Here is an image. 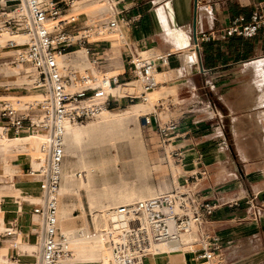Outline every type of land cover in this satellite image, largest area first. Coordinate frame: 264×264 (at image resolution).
<instances>
[{"label": "built area", "instance_id": "built-area-1", "mask_svg": "<svg viewBox=\"0 0 264 264\" xmlns=\"http://www.w3.org/2000/svg\"><path fill=\"white\" fill-rule=\"evenodd\" d=\"M7 1L0 0L4 29L27 37L22 44L6 41L5 47L13 53L11 65L27 71L22 90H37L41 98L7 99L4 94L11 88L0 85V128L10 136L39 130L48 137L44 164L34 171L29 166L26 171L27 176L36 179L40 190L39 202L31 208L35 218L32 236L39 246V257L33 264H87L69 261L72 253L68 241L57 228V193L64 159L62 124H82L109 110L113 100L108 90L126 81L137 80L141 92L138 97L120 99L145 101L146 94L158 87L152 77L153 70L166 66L170 55L144 58L125 39L121 28L133 21L119 11L122 0H11L8 4ZM258 31L264 33V14L254 12L247 22L238 17L219 31L196 36L191 48L199 50V44L211 38H251ZM113 43L122 55V71L109 76L108 52ZM78 50L85 51L87 56V66L83 69L70 63ZM59 57H64L61 65ZM141 119L143 125L155 128L162 143L170 142L175 122L161 124L154 112ZM192 180L154 198L105 209L104 246L110 253L105 264H144L146 258L153 256L151 251L156 244H175L182 234L194 230L198 248L185 253L197 255L195 259L204 264H228L222 256L221 239L212 226V216L219 205L205 198L195 186L197 179L192 177ZM246 204L251 209L252 220L258 222L263 206L251 200ZM228 205L236 206L237 202ZM7 229L0 238H21L16 225L10 223Z\"/></svg>", "mask_w": 264, "mask_h": 264}, {"label": "crops", "instance_id": "crops-1", "mask_svg": "<svg viewBox=\"0 0 264 264\" xmlns=\"http://www.w3.org/2000/svg\"><path fill=\"white\" fill-rule=\"evenodd\" d=\"M118 9L133 21L121 28L128 42L148 56L170 55L166 66L157 68L163 74L155 73L164 89L178 90L175 95L164 91L153 110L158 117L165 113L167 122L176 123L167 146H171L176 167L182 170L177 184L192 182L195 177L202 195L218 203L212 226L228 264H264V33L258 31L251 38H211L201 42L199 50H192L193 0H122ZM254 12L264 14V0H197L196 36L219 31L238 17L247 22ZM111 49L107 72L122 68L120 49L116 62L110 59ZM247 82L251 90L248 96L243 94ZM231 84L232 101L227 92ZM202 89L212 92L225 112L209 101L205 102V114L195 110ZM28 132L34 131L21 135ZM3 153L0 148V155ZM24 154L9 159L16 171L11 176L4 175L0 159V207L7 212L5 231L0 234L10 223L21 234L19 239L0 238V248H9L2 257L10 264H33L37 254L31 208L40 192L31 195L37 189L35 178L23 174L22 180L19 176L23 164L30 166ZM249 200L263 206L258 222L251 218L246 204ZM232 202L237 205L230 207ZM188 251L154 254L144 264H198L195 255L185 253Z\"/></svg>", "mask_w": 264, "mask_h": 264}, {"label": "bare ground", "instance_id": "bare-ground-1", "mask_svg": "<svg viewBox=\"0 0 264 264\" xmlns=\"http://www.w3.org/2000/svg\"><path fill=\"white\" fill-rule=\"evenodd\" d=\"M6 3H11V0H8ZM4 26V22L2 21V24L0 22V44L8 40H14L19 44L26 42L27 37L24 34H11L4 29ZM78 52L75 53L76 55L70 61L75 67L80 66L81 59L86 55L85 51ZM140 52L144 58H155L151 55L148 56V52ZM63 63L64 57H59L58 64L61 65ZM81 69L83 68L81 67ZM155 70L163 74L162 71ZM155 70H153L152 77L154 82L158 84V87L146 94L145 101H141L148 102L150 107L152 99L150 100L149 97L157 96L164 90L162 79L155 73ZM5 71L12 76H15V72H18L13 67L11 69L6 68ZM121 71L122 68L117 71L107 72V74L109 76L115 75ZM140 88V83L137 80H132L111 87L107 93L109 96L117 99L125 96L138 97ZM40 98L41 93H36L30 95L28 99L22 100L33 101ZM148 110V105L138 103L129 106L126 111L112 112L110 110H103L96 117L95 121L89 122L86 125L69 122L62 124L64 157H70L69 159L75 161L73 162L74 164H68L65 161L62 162L61 179L65 181L68 177L79 178V188L85 194L86 203L90 210V219L95 230L94 234H90L87 230L88 228L86 229V225L79 230L65 226L64 224L62 225L68 219L62 222L63 211L58 206L56 213L57 228L60 235L68 241L72 253L69 259L70 262L105 264L110 259V253L104 246L103 211L109 207H117L154 198L168 189L166 185L153 187L145 182L153 168L143 147L139 128L136 127L131 130L128 125L131 119H137L138 117L146 115L147 113L143 114V112L145 113ZM32 131L34 132H28L26 135L10 136L5 134L0 128V148L4 151L0 155V159L2 161V171L5 176H11L16 172L15 167L9 162L10 154L29 152V163L33 169H37L44 164L47 153V134L39 130ZM106 143H109L107 147L103 145ZM20 145L27 146L18 148L17 146ZM10 146L14 148L13 151L7 149ZM88 146H91L92 150L101 153L96 163H93L89 158L88 150L86 149ZM124 148L131 150L132 156L130 158L127 154L125 155L123 153L125 152ZM114 150L116 153L111 156V151ZM75 171L77 172L75 173ZM130 174L133 176L130 177ZM64 181L60 184L57 193L59 196L74 191ZM38 202L39 198L34 199L32 205ZM78 208L83 214L84 204L81 200L78 202ZM6 215L7 212L0 207V233L5 231ZM194 235H196L195 230L182 234L180 240L175 244H156L152 248L151 253L152 255L164 252L183 253L187 250L193 252L197 249L196 238L193 239ZM35 247L37 254L34 260L36 261L39 257V246L35 245ZM8 250L9 248H0V264L9 263L7 258L2 257L3 254H8Z\"/></svg>", "mask_w": 264, "mask_h": 264}, {"label": "rangeland", "instance_id": "rangeland-1", "mask_svg": "<svg viewBox=\"0 0 264 264\" xmlns=\"http://www.w3.org/2000/svg\"><path fill=\"white\" fill-rule=\"evenodd\" d=\"M5 44H6V42L0 44V85H8V86H10L9 88H11V89L6 94H4L5 95L4 98L13 99V98L18 97L19 99L22 100V99H28L30 97V95H32V94L40 93L37 90H30L27 92L22 90L21 84L23 82L27 81V75H26L27 71H24V69L19 68L18 66L11 65L13 53L11 52L10 49H7L5 47ZM111 48H112L111 50H112L113 55L110 56V59L114 60L113 62H116L119 60V48L117 47V44H115V43L112 44ZM78 51L83 52V50H78ZM164 54L165 53H162L159 55H164ZM74 55H76V54H74ZM81 60L82 61L80 63V66L82 68H85L87 66L86 55ZM80 66L77 68L81 69ZM12 67L18 71V72H15V76H12L11 74H7V72L5 71L6 68L11 69ZM106 71H108V70H106ZM249 85H250V82H247L245 87H243V94L244 95H247V96L250 95L251 90H250ZM177 90H178V88H176V87L171 88V89H164L157 96H153V97L150 96L149 99L150 100L152 99L150 102V103H152L151 107H150V104L148 102H141L140 99H135V100H133V102H129L128 99H117V98L110 96L111 100H113V101H112V104H111L109 110L112 112H119L122 110L126 111L129 106L136 105L138 103H142L144 105L149 106V110L146 111L145 113L143 112V114H146V113L151 114L154 112L153 109L155 106H157L159 98H162L163 94L165 92L168 95H175ZM140 92H141V88H140ZM227 92L229 95H231V101H232V98H233V85L232 84L230 85V88L228 89ZM210 94H207V92L204 89H202L199 92V100H201V102H199V104H197L194 109L199 110L202 114H205L204 112L208 111L206 108L208 106V104L205 103L206 101H209L211 106L214 107L212 99L213 98L216 99V96L212 92ZM135 96H137V95H135ZM22 101H24V100H22ZM162 106L165 107L166 104L163 103ZM141 117H138L137 119H131L128 125H129V128L131 130L136 128V127L139 128V132L141 134L142 141H143V147L146 151V154L150 160V164L153 168L150 176L147 178V180L145 182L148 183L150 186H153V187L166 185V186H168V189L165 190V192H163V193L169 192L173 187H175L177 185V176H178V174H181L182 170L180 168L176 167L177 164H175L174 160L169 155V152L171 151V146H167L168 143H166V144L162 143V139L159 136V134L156 132L155 128H151L149 126L143 125V121H142ZM158 118L161 121V124L164 122H167V115L165 113H161ZM95 120H96V118L93 120H89L85 123L78 124V125H86L87 123L93 122ZM103 145L107 147L109 145V143H106ZM26 146L27 145H25V146L20 145L17 147L23 148ZM9 148L14 149L12 146L7 147V149H9ZM86 149L88 150L90 160L93 161V163H96L98 161V159L100 158L101 153H99V151L92 150L91 146H88ZM124 149H125V152H123V151L122 152L125 155L127 154L130 158L132 156L131 150L126 149V148H124ZM111 152H112L111 156L116 153L115 150L111 151ZM64 153H65V151H64ZM17 154L10 155V158L16 157ZM23 154H24V152H23ZM25 154L28 155L29 152H26ZM69 158L70 157H64L63 161H65L68 164H70V163L74 164L73 162L75 160H72ZM28 167H29V165L27 163L23 164V166H22V173L19 175L22 180H24L23 174H26ZM0 168H1V165H0ZM76 172L77 171H75V173ZM132 176L133 175L130 174V177H132ZM111 177L114 178L113 175H111ZM28 178L33 179L31 177H28ZM63 181L64 180L61 179L60 184ZM64 182L66 185H68V187H72L74 189V191L73 192H67V193L60 195V196H59V194L57 195V209L59 206L63 211L62 222H63V220L68 219V221L63 222L62 225L64 224L65 226L75 228L77 230L84 228V226L86 225V229L88 228L87 229L88 232L90 234H94L95 230H94V227H93L91 219H90V215H89L90 210H89L88 205L86 203V197H85L84 192L81 191L79 188V178L68 177L65 179ZM36 192H40L38 184H37V189L35 191H32L31 195L36 196L37 195ZM38 195H40V193H38ZM38 198H39V196H38ZM80 200L84 204L83 214L78 208V202ZM59 234H60V232H59ZM194 238H196V235H194L193 239ZM192 240H191V242H192ZM30 243H32V242H30ZM226 247L229 249H232V247H230L228 244ZM197 248H198V246H197ZM10 255H12V254L10 253ZM196 256L197 255H195V257ZM13 260H15V258H13ZM195 262L198 264L203 263V261L200 259L196 260Z\"/></svg>", "mask_w": 264, "mask_h": 264}, {"label": "water", "instance_id": "water-1", "mask_svg": "<svg viewBox=\"0 0 264 264\" xmlns=\"http://www.w3.org/2000/svg\"><path fill=\"white\" fill-rule=\"evenodd\" d=\"M196 8H197V0H193V15H192L193 44L196 43Z\"/></svg>", "mask_w": 264, "mask_h": 264}, {"label": "trees", "instance_id": "trees-1", "mask_svg": "<svg viewBox=\"0 0 264 264\" xmlns=\"http://www.w3.org/2000/svg\"><path fill=\"white\" fill-rule=\"evenodd\" d=\"M207 94H210V93H207ZM210 95H211V94H210ZM212 102H213V104L215 105V107H216L218 110H220V111H222V112H225L224 107L222 106V104H221L217 99L213 98V99H212ZM225 132L227 133V137L229 138V134H228V132H227L226 127H225Z\"/></svg>", "mask_w": 264, "mask_h": 264}]
</instances>
